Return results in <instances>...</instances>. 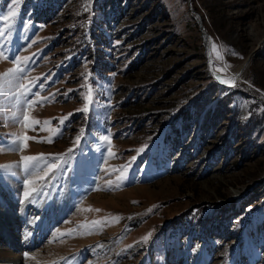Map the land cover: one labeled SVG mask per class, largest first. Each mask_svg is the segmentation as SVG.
<instances>
[{"label":"rangeland","instance_id":"374dc122","mask_svg":"<svg viewBox=\"0 0 264 264\" xmlns=\"http://www.w3.org/2000/svg\"><path fill=\"white\" fill-rule=\"evenodd\" d=\"M9 10L5 55L29 58L20 82L49 99L28 114L50 124L0 107V140L35 138L0 164L43 153L67 166L43 181L46 169L0 172V248L17 254L0 264H264V0H0ZM195 18L234 86L209 73ZM15 66L0 59V74ZM108 132L113 157L98 148ZM24 179L44 196L25 201Z\"/></svg>","mask_w":264,"mask_h":264},{"label":"snow or ice","instance_id":"6c2138e0","mask_svg":"<svg viewBox=\"0 0 264 264\" xmlns=\"http://www.w3.org/2000/svg\"><path fill=\"white\" fill-rule=\"evenodd\" d=\"M17 0H12V5L14 6ZM16 16V12L14 10H9L6 15L0 13V17L2 20L0 22L3 23V27H0V41H4L3 45H0V59H14L16 62V66L13 68H9L5 73L0 74V107H8L15 109L12 111L11 115L8 116V119L13 123H18L22 125L24 128H32L34 129L37 125L44 123L45 125L50 124V121L45 120L43 122L39 120H34L28 114V109L33 108L36 104H43L46 102L49 97L40 98L38 94H34L37 96L36 99H29L28 93L30 92L29 85L25 83H21L20 81L23 79L22 73L24 72V68L20 67L21 62L27 63V57H17V56H8L5 55L7 51V41L6 38L9 37L11 32L13 22ZM210 39V38H209ZM211 52L216 53L217 59H222L220 53L217 51V45L213 43L211 45ZM228 66L225 65L224 68H213V75H216V78L220 80L224 84H229L230 86L235 85L236 77L232 78H225L220 75H217L218 72H223L226 70ZM87 80V77H85ZM85 87H88L85 85ZM71 91V90H69ZM6 98V99H5ZM84 105L82 109L78 111H82L85 114L89 112L90 105L92 104V92L91 88L88 87L87 94L83 96ZM73 114L69 113L67 116H63L59 118V129H47L54 133L59 132L65 126V121L68 120ZM0 116H3V113L0 112ZM80 135L75 137L74 144H79L81 137L85 133V129L81 128ZM107 131V130H105ZM11 137L6 142L0 140V152H18L23 151L28 147V141L31 139H35L34 137H30L26 134H19V133H10L7 134ZM111 133L108 132L107 135H100L98 137L100 144H98V148L101 144L108 145V156L113 157L115 154L111 151ZM48 142H52L53 137H48ZM39 142V141H38ZM73 148H69L66 153L63 154H49L53 156V158L57 161H60L63 156H69L72 153ZM137 151L142 152L143 148L138 149ZM67 166V160H64L63 163H50L48 157L45 154L40 153L38 155H25L20 158L19 161H14L7 164H0V172L5 174H17L15 170H21L26 177H31L36 175L39 171L46 169L44 171V176H38L37 179L43 181L45 177L49 176L50 173L54 174V170L59 171L61 175H63V169ZM128 165L122 166L120 170V175L117 177L118 181H123L127 179V169ZM112 182L109 181V186H111ZM33 181L30 179H24L22 181V186L25 188L23 192V196L25 201L29 203L32 202L30 200L35 194L36 198L44 196V186L37 188L32 186ZM133 203H136L135 201ZM99 211V209H97ZM151 211V209H149ZM114 219L119 220L120 217H115ZM101 222L94 221L93 224H99ZM151 233H148L142 240L147 241Z\"/></svg>","mask_w":264,"mask_h":264},{"label":"water","instance_id":"95a60500","mask_svg":"<svg viewBox=\"0 0 264 264\" xmlns=\"http://www.w3.org/2000/svg\"><path fill=\"white\" fill-rule=\"evenodd\" d=\"M188 2H189V0H188ZM189 9H190V12H195V11L191 8V6H189ZM198 18H199V17H198ZM195 21H196V23H197L198 29L201 30V31L203 30L202 32H200V38H201L202 44H203V46H204L205 64H206V67H207L209 73L212 74L213 71L211 70L210 62L207 61V57H208L207 55L209 54V52H208L209 50H208L207 42L205 41V39H207V37H206V33H205L204 29H203V26H202V23H201V19H197V18H195ZM208 58H209V57H208ZM213 78H214V77H213ZM214 79H215V78H214ZM215 81H216V79H215Z\"/></svg>","mask_w":264,"mask_h":264},{"label":"bare ground","instance_id":"6f19581e","mask_svg":"<svg viewBox=\"0 0 264 264\" xmlns=\"http://www.w3.org/2000/svg\"><path fill=\"white\" fill-rule=\"evenodd\" d=\"M17 172V171H16ZM15 176L17 177H19L20 176V173H18L17 172V174H15ZM57 176V175H56ZM10 182H11V180H10ZM55 182V181H54ZM52 193L55 191V185H53L52 186ZM26 208H27V206H22V214L21 215H23L24 213H25V210H26ZM7 209H8V211L11 213V214H15L16 212H14L12 209H13V207H12V205L10 204L8 207H7ZM11 210V211H10ZM21 218H19V220H20ZM0 257H3V258H8V259H15V258H17V254H15L14 252H9L8 250H6V249H2V248H0Z\"/></svg>","mask_w":264,"mask_h":264}]
</instances>
